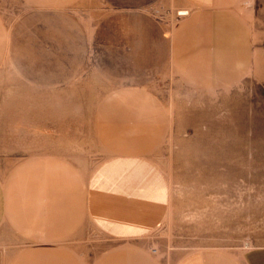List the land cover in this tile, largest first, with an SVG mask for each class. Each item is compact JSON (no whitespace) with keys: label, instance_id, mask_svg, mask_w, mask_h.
Masks as SVG:
<instances>
[{"label":"rangeland","instance_id":"rangeland-1","mask_svg":"<svg viewBox=\"0 0 264 264\" xmlns=\"http://www.w3.org/2000/svg\"><path fill=\"white\" fill-rule=\"evenodd\" d=\"M192 5H0V264L264 245V34Z\"/></svg>","mask_w":264,"mask_h":264},{"label":"crops","instance_id":"crops-1","mask_svg":"<svg viewBox=\"0 0 264 264\" xmlns=\"http://www.w3.org/2000/svg\"><path fill=\"white\" fill-rule=\"evenodd\" d=\"M10 0H0V5L9 3ZM32 9L53 10L71 6L80 0H21ZM190 11L192 17L205 16L211 18L208 31L211 33L214 26L227 35V40H233L236 46L250 41V47L263 49L258 44L259 33L264 34V0H192ZM190 13H188L189 15ZM196 20V18H193ZM196 22V21H195ZM188 31L195 34H205L207 28L200 24ZM218 28H221L219 30ZM194 33V32H193ZM246 36V38H245ZM240 37L241 40L238 42ZM192 39V37H190ZM264 38V37H263ZM204 39V36H203ZM242 45V44H241ZM201 45H199L200 47ZM211 47H216L212 45ZM243 47V46H242ZM244 47H248L244 45ZM177 264H264V245L230 246V247H205L188 254Z\"/></svg>","mask_w":264,"mask_h":264},{"label":"bare ground","instance_id":"bare-ground-1","mask_svg":"<svg viewBox=\"0 0 264 264\" xmlns=\"http://www.w3.org/2000/svg\"><path fill=\"white\" fill-rule=\"evenodd\" d=\"M194 116V115H193ZM214 149V148H213ZM218 167V166H217ZM194 168V167H193Z\"/></svg>","mask_w":264,"mask_h":264}]
</instances>
